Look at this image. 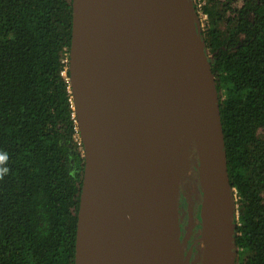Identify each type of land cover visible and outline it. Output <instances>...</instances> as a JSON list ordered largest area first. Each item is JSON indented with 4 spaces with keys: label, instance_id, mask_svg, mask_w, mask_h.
<instances>
[{
    "label": "water",
    "instance_id": "obj_1",
    "mask_svg": "<svg viewBox=\"0 0 264 264\" xmlns=\"http://www.w3.org/2000/svg\"><path fill=\"white\" fill-rule=\"evenodd\" d=\"M68 73L84 154L75 264H183L180 138L189 131L203 169L199 264L229 263L233 195L190 0H72Z\"/></svg>",
    "mask_w": 264,
    "mask_h": 264
},
{
    "label": "trees",
    "instance_id": "obj_2",
    "mask_svg": "<svg viewBox=\"0 0 264 264\" xmlns=\"http://www.w3.org/2000/svg\"><path fill=\"white\" fill-rule=\"evenodd\" d=\"M190 3L235 197L227 264H264V0ZM71 33L72 0H0V264H75L84 154Z\"/></svg>",
    "mask_w": 264,
    "mask_h": 264
},
{
    "label": "rangeland",
    "instance_id": "obj_3",
    "mask_svg": "<svg viewBox=\"0 0 264 264\" xmlns=\"http://www.w3.org/2000/svg\"><path fill=\"white\" fill-rule=\"evenodd\" d=\"M186 140H188L186 144ZM181 149L184 152V159L181 164L182 180L178 189L179 234L182 225L186 226L185 237L181 242V251L189 264H199L203 252L202 222L200 217V204L202 196V174L198 152L191 132L183 133L180 138ZM234 196V195H233ZM233 203L235 197L232 198ZM233 217L236 206L232 205Z\"/></svg>",
    "mask_w": 264,
    "mask_h": 264
},
{
    "label": "flooded vegetation",
    "instance_id": "obj_4",
    "mask_svg": "<svg viewBox=\"0 0 264 264\" xmlns=\"http://www.w3.org/2000/svg\"><path fill=\"white\" fill-rule=\"evenodd\" d=\"M179 223H180V221H179ZM180 227H181V229H180V234H179L178 237H179V240L182 241L183 238H186L185 237V234H186L185 228H186V226L182 225ZM180 245H181V242H180Z\"/></svg>",
    "mask_w": 264,
    "mask_h": 264
},
{
    "label": "bare ground",
    "instance_id": "obj_5",
    "mask_svg": "<svg viewBox=\"0 0 264 264\" xmlns=\"http://www.w3.org/2000/svg\"><path fill=\"white\" fill-rule=\"evenodd\" d=\"M183 264H189V261L187 259H183Z\"/></svg>",
    "mask_w": 264,
    "mask_h": 264
},
{
    "label": "clouds",
    "instance_id": "obj_6",
    "mask_svg": "<svg viewBox=\"0 0 264 264\" xmlns=\"http://www.w3.org/2000/svg\"><path fill=\"white\" fill-rule=\"evenodd\" d=\"M0 158H2V157H0Z\"/></svg>",
    "mask_w": 264,
    "mask_h": 264
},
{
    "label": "built area",
    "instance_id": "obj_7",
    "mask_svg": "<svg viewBox=\"0 0 264 264\" xmlns=\"http://www.w3.org/2000/svg\"><path fill=\"white\" fill-rule=\"evenodd\" d=\"M74 108V107H73Z\"/></svg>",
    "mask_w": 264,
    "mask_h": 264
}]
</instances>
